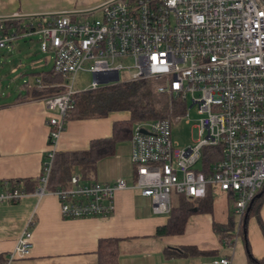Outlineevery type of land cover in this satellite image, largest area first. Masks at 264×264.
<instances>
[{"label":"built area","instance_id":"2783aa9c","mask_svg":"<svg viewBox=\"0 0 264 264\" xmlns=\"http://www.w3.org/2000/svg\"><path fill=\"white\" fill-rule=\"evenodd\" d=\"M102 17L77 21L70 16L31 25L42 51L54 53V70L67 82L58 94L41 98L51 116L48 159L33 194H54L63 217L109 216L118 191L129 187L151 199L155 214L168 215L171 194L204 197L209 187L233 191L241 221L264 190V8L259 0H120L101 9ZM19 37L0 23V48ZM132 58L134 64L118 63ZM89 63V66L86 64ZM94 76L91 89L125 81L158 78L159 91L173 104L170 118L137 122L131 137L136 182L89 181L73 174L70 185L49 189L56 145L73 106L76 74ZM106 81V82H102ZM198 106L199 140L182 149L174 140V122L188 117V102ZM189 122V120H187ZM218 147L221 158L210 172L202 166L205 147ZM201 163V167H196ZM28 194L24 183L0 191L3 202ZM240 221V222H241ZM26 228L8 259L25 256L33 245ZM231 264V257L214 260Z\"/></svg>","mask_w":264,"mask_h":264},{"label":"crops","instance_id":"0c3cea01","mask_svg":"<svg viewBox=\"0 0 264 264\" xmlns=\"http://www.w3.org/2000/svg\"><path fill=\"white\" fill-rule=\"evenodd\" d=\"M107 1L0 0V16L86 10ZM51 19L45 22L41 20L39 24ZM12 21H20L21 28L26 29L19 33V37L27 35L28 28L35 25L29 20ZM7 27L18 32L12 23ZM12 71L15 72L16 68ZM42 71L32 72L27 83L32 85L36 74ZM26 92L27 86L24 85L16 98L0 103V181H37L48 159L51 148L49 113L41 99H18ZM128 118L127 112H113L103 118L67 121L56 151L88 149L93 140L112 136L115 121ZM91 174L93 178L85 180L113 183L123 178L130 186L135 184L131 138L119 142L115 152L99 160ZM36 185V182L33 186L29 185L31 190L18 202L0 200V264H98L97 251L103 237L119 239L120 264H222L214 260L224 256L231 257V264H241V259H244L241 252L237 254L233 251L234 243L242 233L239 216L237 221L233 220L237 235L232 244L219 238L214 212L191 215L183 233L160 235L157 229L168 221L169 215L155 214L151 199L135 188L117 192L115 210L109 216L68 218L63 217L60 201L54 194H47L43 198L33 194ZM176 204L172 203V206ZM229 216L228 213L222 223L227 222ZM244 219L247 226L246 234L242 233L244 239L248 237L253 255L261 258L264 256V200L256 212L249 217L246 215ZM26 228L33 232L30 253L6 259L16 248ZM182 245H196L205 253L168 254V247ZM243 264H247V261Z\"/></svg>","mask_w":264,"mask_h":264},{"label":"trees","instance_id":"16d2710c","mask_svg":"<svg viewBox=\"0 0 264 264\" xmlns=\"http://www.w3.org/2000/svg\"><path fill=\"white\" fill-rule=\"evenodd\" d=\"M9 26L14 24L18 33L26 30L21 28L20 21L0 22ZM32 85L25 83L27 92L22 93L18 99H41L49 95L61 93L65 89L67 79L53 69L38 72ZM161 80L158 78L141 79L136 81H123L115 84L79 91L73 96L72 107L67 111L66 119L82 120L91 118H103L113 112H127L128 119L115 121L113 134L109 138L93 140L90 147L85 150H74L57 152L53 169L49 180V189L64 188L70 185L74 174V168L81 167L83 177L92 173L97 163L102 158L115 152L119 142L132 137L134 125L137 122H149L170 118L173 114V104L168 94L160 92ZM221 158L218 147H205L202 153V166L206 172H210L212 164ZM37 181L25 180L26 191L31 190L30 186ZM21 180L0 181V191L20 187ZM217 188L209 187L204 197L190 198L179 194L178 203L171 208L168 221L157 229L160 235L180 234L185 231L187 221L194 213H213L214 192ZM229 201L235 205L236 195L233 191H226ZM258 193L254 199L247 217L256 212L264 200V190ZM15 203V202H12ZM232 217L222 224H215L219 238L232 244L235 240V232ZM245 224V225H244ZM242 230V231H241ZM240 231L247 232L246 221L243 217L240 223ZM247 240L249 252L248 264H264V256L258 258L253 255L250 244ZM169 255H199L205 253L196 245H182L168 247ZM98 264H120L119 239L116 237H103L98 246ZM8 259V258H6Z\"/></svg>","mask_w":264,"mask_h":264},{"label":"rangeland","instance_id":"374dc122","mask_svg":"<svg viewBox=\"0 0 264 264\" xmlns=\"http://www.w3.org/2000/svg\"><path fill=\"white\" fill-rule=\"evenodd\" d=\"M77 21L95 20L102 17V11H96L95 13L88 15L76 16ZM46 21L48 19L34 20V24L38 25L40 21ZM29 22V21H24ZM118 63H123L126 66H132L134 60L132 58H121L117 60ZM89 66V63L86 64ZM13 68L16 71L13 72ZM54 68V53L51 51L44 52L40 47L39 34L25 35L22 34L12 44H8L5 48H0V103L13 100L18 96L22 90L24 83H27L31 79L32 72L51 70ZM121 80L125 81L129 77V72L126 70L121 71ZM94 76L87 70H80L76 74L75 89L78 91H85L91 89ZM48 112V111H47ZM49 117L51 116V112ZM188 114L182 121L174 122L172 126L173 138L179 143L182 149L193 146L199 140L198 124L202 115L198 112V106H192V102H188ZM189 120V122H187ZM49 126V125H48ZM196 167L200 168L201 163ZM74 174L82 175V168H74ZM93 178L91 173H87V177ZM93 181V180H92ZM172 203L176 204L179 199V194H171ZM214 214L218 224H222V221L226 220L228 213L229 217H232L234 221L239 219L235 213V205L229 201L226 192L219 190L218 188L214 192ZM237 233H235L236 239ZM239 236V235H238ZM237 236V237H238ZM239 238V239H238ZM236 243H234V253H242L241 264L247 261L249 263L247 240L244 239L241 233ZM233 248V247H232Z\"/></svg>","mask_w":264,"mask_h":264},{"label":"water","instance_id":"95a60500","mask_svg":"<svg viewBox=\"0 0 264 264\" xmlns=\"http://www.w3.org/2000/svg\"><path fill=\"white\" fill-rule=\"evenodd\" d=\"M117 1H120V0H108L107 2H104L103 4H101L97 7L86 9V10L67 11V12L36 13V14H14V15H8V16H0V22L12 21V20L34 21L37 19H50V18H57V17H61V16H71V17L72 16H80V15L84 16V15L95 13L96 11H99L102 8H104L110 4H113ZM259 1L264 8V0H259ZM111 80L114 82H118L120 80L119 72H116L115 76ZM102 82H106V81H102ZM249 210H250V208H249Z\"/></svg>","mask_w":264,"mask_h":264}]
</instances>
